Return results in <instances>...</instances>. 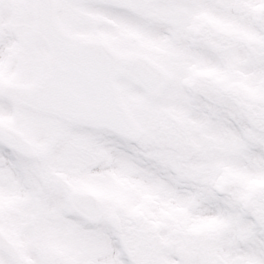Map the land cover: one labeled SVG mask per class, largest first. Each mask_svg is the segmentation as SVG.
<instances>
[{"label":"rangeland","instance_id":"374dc122","mask_svg":"<svg viewBox=\"0 0 264 264\" xmlns=\"http://www.w3.org/2000/svg\"><path fill=\"white\" fill-rule=\"evenodd\" d=\"M244 2L249 6L250 13L257 12L256 18L264 17V0H244ZM59 10H72L73 12L76 11H87V10H76V6L69 3V0H57ZM82 9V6H78ZM86 6H83L85 8ZM91 8L93 12H95L96 17H100V15L108 17V20L113 22V26H108V29L111 31V34L113 33V27L116 26H125L127 23L130 24V22L121 20L112 14L100 9V8H94V7H86ZM155 10V11H154ZM160 10H171L173 12H178L177 15L174 14L172 16L167 17L165 21L162 23L161 15L158 14ZM257 10V11H256ZM179 14V15H178ZM88 14L86 13V17L82 15H76L75 20L77 22H89L90 19L88 18ZM144 16H147L149 18H152L157 23L160 24H178L183 29L189 31V32H195L198 33L206 38V34H202V28L203 24L207 26V30L212 36L215 32H219L220 30H227L226 33L230 34H238L240 38L246 39L248 44L255 45L256 43H260L264 45V33L257 30V35L253 36L249 39L245 38L243 34L246 36H249L254 33L253 27L246 25L244 23H239L235 19L229 18V15L225 13H218L212 10L208 9H200V10H192L190 9H161V8H148L146 7V11L144 13ZM165 17V16H164ZM182 17L189 19L187 22H184L182 20ZM208 24V25H206ZM138 32L143 33L141 34V39H145L147 43L150 42L155 43L158 41L159 45L164 46L165 44L169 45V48H173L175 50L179 49V45L177 43H174L169 37L165 35H161L158 33L148 32L142 29L141 27L135 25ZM233 28H238V31L233 30ZM123 32V30H122ZM127 32V31H126ZM147 38H151L150 40H147L145 37V34ZM127 35H129L132 38V35L130 32H127ZM209 36V37H210ZM140 37V34L137 36L136 34L133 36L135 40H138ZM238 51L237 48H233V53H236ZM164 54L167 56H170V52L165 51ZM243 54V51H238L237 56H241ZM4 57L0 59V76L3 77L5 81L11 80L10 77L4 74L5 70L13 71V66L8 67L6 66L8 64L9 59L11 58V54L3 55ZM191 58L190 61L195 62L197 65L204 64L207 66L208 59L205 58H197L193 56L192 54L189 56ZM244 57H241L239 59V62L242 63V60ZM234 60V56L232 54V61ZM215 62L211 61V64L213 65ZM245 63H243L244 65ZM251 65V64H250ZM248 66V65H247ZM253 68H247L245 69V73H243L242 65H235L232 66L233 69L236 71H240L236 74L237 82H239L240 79L243 80L242 85H245V87L248 88H255L256 96L260 99L261 96H264V68L260 69L259 64L257 62L256 65H251ZM226 71L230 72L233 75V70L230 68H226ZM227 74V73H225ZM173 83L171 84V87L167 90L168 93V105H164V111L163 113L157 114L156 112L152 111L150 107L146 104V101L141 102V106L146 108L147 110H141V114L137 113L135 111V117L137 121L143 126L146 127L148 130L147 135L145 138L137 145H139L141 148L146 150H152V143L155 145H165L166 147V154L163 153L161 157H154L152 155V151L146 152V157L158 162L162 167L164 168H170L174 172H176L181 181L185 182H198L201 185H212L214 186L217 183H222V179H229L233 178L238 180L240 183V177L243 175L238 172V169H235L236 166H234L231 163H234L235 160H233L231 157L232 152L227 151L224 154V162H225V173H222L219 175V178L217 175H200L199 179L196 175H190L188 174V168L187 163L184 162V159H181L180 166H177L176 162L172 159L171 149H172V138L170 139L169 136L167 142L164 140L163 143H159L154 134V126L155 124L159 123L160 128H162L166 133L175 132L176 130H180L182 133H184V136L182 137L181 144H185L187 150L192 151L196 153V149H199V155L203 156V162L199 161L198 166H200V169L204 168V172H207L209 169L214 170L217 172L219 169L217 166L219 165V161L216 163V165H211V162L214 161L215 157L212 156V152L209 151V144L211 143H230L232 145L238 144L239 142V136L229 132V131H221L219 130L218 133H213L208 130V127L210 122L205 123H198V116L194 113V111H191L189 113L185 112L187 111L188 107L186 106V97L181 96L176 101H173L170 103V99L174 98L173 92H172V85L182 88L183 90L187 91L188 83L190 82V79L187 77H183L178 75L177 73L173 72L172 75ZM127 80L126 79H119L117 81L118 89L120 90V99L122 100L123 104L125 99V85ZM210 87V86H209ZM138 87L135 86L132 83H129V87L127 88V91L131 96H133L137 100L142 99L141 91L137 89ZM212 88L217 89L218 86L212 85ZM124 95V98H123ZM261 95V96H260ZM171 104V105H170ZM129 105V108L135 109V106L133 103L128 101L127 106ZM178 106H182L183 111H178ZM191 107V106H190ZM190 109V108H189ZM188 109V110H189ZM19 112V114H15L16 112ZM0 115H4L5 120H15L17 122V125L25 129L26 132L32 134L34 132H30V124H43L41 120L34 121L30 117L33 114H24L23 109H16L14 105L12 104H6L3 101H0ZM175 115L178 123L173 122L170 120V116ZM203 120V119H202ZM182 127H180V126ZM76 131L81 132L80 139L78 140V143L84 146L85 149H90L89 141L91 138L89 137L92 134L91 128H73ZM211 129L213 131H217L215 127L211 126ZM199 133V136H197L196 133ZM188 133V134H187ZM39 139H45L46 136L49 135L48 132L41 131L39 129L38 134ZM196 135V136H195ZM175 136H177L175 134ZM113 137V135H112ZM111 137V138H112ZM100 138V137H99ZM95 137L91 142H94L93 150L97 151V153H94L91 157L89 156L86 163H83L82 166H80L79 170L74 173H70L69 171L63 172L60 176L63 180H66L69 182V187L66 188V192L68 189L73 188L74 186L76 188H82L85 187V180H88L91 177V170H99L102 173H98L97 176L102 177H108L111 179L114 183L113 185L117 186L116 190L119 191L120 195V201L124 204H128L127 196L132 197L135 193L138 191H141L142 195H149L151 194V199H147L146 197H140L137 196L136 200L131 203V207L127 206H121L117 199L111 195L110 199H116L113 200V203L109 201L110 204H112V210L116 212H121L123 216H121V219L123 221V224H127V227L130 228V230L135 231L136 233L133 234V238H130L127 234V231L125 230L122 234V236L118 234H114L107 226L106 224H103L99 227L100 230H105L109 232V238L107 240L108 246H109V252L107 254V257H97L98 263L102 264L104 261V264H133L131 261V258L129 257V253H126L125 247L122 243L123 239L130 238V240H133V244H137L138 246L143 248L144 256L146 260V264H155V260L157 258H163L165 264H181L176 256L174 255V251L176 248L180 246L187 247L188 250H192L196 253V260L195 264H205L210 259H206L207 257L210 258V256L214 257L216 260H220L222 264H232L230 261H224L222 257L229 256L230 258H234L231 255H229L227 252L224 251V249L221 246V237L230 230L231 224L228 220L225 218H222L220 216L216 215H206L203 212L200 211V205H201V199L200 195L198 193H188L184 194L182 193L178 187L174 186L172 183H170L168 180L166 181L167 185H162L160 182H156L155 179L158 178V180H162V177L156 175L155 173L149 172L147 169L141 166V163H137L135 160V163L130 165H125L124 167H121V162L124 160V158H120L117 156V151H112V148L110 146V140L105 141L106 137L103 135L102 138L104 139V142L102 143L100 140H103L100 138ZM190 139V140H189ZM178 140H181L180 137H178ZM195 143L198 145L199 148L193 145ZM93 143H91L92 145ZM39 145V143L37 144ZM212 146V145H210ZM64 147H71V141H65ZM110 147V148H109ZM122 155V152H120ZM125 154V153H124ZM126 155H128L126 153ZM128 158H133L130 155H128ZM190 159V155H189ZM188 159V160H189ZM187 160V162H188ZM210 161V162H208ZM94 163V164H93ZM191 164V163H190ZM154 174V175H153ZM152 176L147 182H144L145 176ZM19 177L21 175L19 174ZM256 177L255 179H258L260 177L264 178V173H257L254 175ZM254 179V180H255ZM254 187H260L264 185V180H261L257 183L253 184ZM23 187V186H22ZM164 189V191H162ZM121 191V192H120ZM102 196L105 198H109V194L102 192L100 190ZM28 197L24 198L23 200L27 199ZM68 203L67 196L66 198L61 197L58 200H56L55 204L57 208H61L65 203ZM171 203V204H170ZM170 204V206H169ZM20 210L18 212V216L21 214H32L30 213L32 208L27 207L25 205H20ZM170 208V211L168 209ZM128 210H132L131 213H128ZM50 213V211L48 212ZM47 213V214H48ZM37 215L33 216V220H35ZM19 222L21 221L20 218L18 219ZM50 221H55L54 219H49ZM139 222H142V225L134 226V224H138ZM27 226L29 227V230H42L44 225H38V226H31V221L26 222ZM66 224V223H65ZM23 226H26L23 223ZM77 232V229H74L72 227H65V230H72ZM84 229V228H83ZM81 235V234H80ZM61 236H64V234H61ZM72 240L70 241V246H76V247H84L85 244L80 243V237L78 235L72 234ZM191 237V238H190ZM59 241V240H58ZM58 241L56 240L54 245H57ZM77 241V242H76ZM165 242L169 243L167 246V249L170 251L168 252L164 246L166 245ZM200 242V244L198 243ZM164 245V246H163ZM99 247V243H98ZM55 248V247H53ZM101 246L97 248L96 251H101ZM170 253V254H169ZM208 253V254H206ZM239 257H235V260ZM245 260H248L250 262H254L252 259H246L242 257ZM211 260V261H215ZM93 264V263H91Z\"/></svg>","mask_w":264,"mask_h":264},{"label":"snow or ice","instance_id":"6c2138e0","mask_svg":"<svg viewBox=\"0 0 264 264\" xmlns=\"http://www.w3.org/2000/svg\"><path fill=\"white\" fill-rule=\"evenodd\" d=\"M51 0H44L45 4ZM74 6L100 8L113 16L133 23L145 31L169 37L174 43L186 49L197 58L213 62L219 61L217 52L208 44L204 36L189 32L178 24H160L142 15L136 8L122 4L120 0H69ZM141 7L161 9H208L225 13L229 18L244 23L264 33V17L256 18L250 13L244 0H135ZM253 59L264 68V56L253 55ZM190 106L194 113L210 122L218 130L229 131L240 137L242 145L231 158L249 171L264 173V121L257 120L244 106L219 92L187 89ZM111 143L118 152L133 157L137 163L167 179L184 193H198L201 199L200 211L206 215H216L228 220L231 228L221 237V246L232 257H244L264 264V190L251 195V199H241L234 189H217L212 185L181 181L179 175L170 168L147 158L139 145L113 136ZM10 167L19 171L21 159L15 151L2 148ZM87 227V225H85Z\"/></svg>","mask_w":264,"mask_h":264},{"label":"water","instance_id":"95a60500","mask_svg":"<svg viewBox=\"0 0 264 264\" xmlns=\"http://www.w3.org/2000/svg\"><path fill=\"white\" fill-rule=\"evenodd\" d=\"M52 6L51 3L45 4L44 0H39L37 7V17L39 21L38 32L47 40L52 41L54 49L63 51L65 44L55 43L56 39H63L62 35L52 30ZM91 44V45H90ZM75 46L81 47L80 56L71 60L81 67H77L76 76L73 78L71 88H64L62 82L58 88L49 90L36 89L33 91L10 93L14 99L24 101L40 110L56 113L71 120L92 123L102 126H109L116 131L136 137L137 132L129 123L127 114L121 109L117 102L116 92L112 86V79L118 70L132 75L138 82L148 87L152 78L146 76H136L134 71L137 69L134 59L120 61L108 54L100 45L94 43H76ZM87 46H91L96 53L87 54ZM61 57H65L64 52ZM73 73V72H72ZM71 76V75H70ZM75 106V111H68L65 107ZM18 142H21L18 138ZM113 225L118 228L117 222Z\"/></svg>","mask_w":264,"mask_h":264},{"label":"flooded vegetation","instance_id":"af4514ba","mask_svg":"<svg viewBox=\"0 0 264 264\" xmlns=\"http://www.w3.org/2000/svg\"><path fill=\"white\" fill-rule=\"evenodd\" d=\"M48 57L49 51L45 50L41 65L46 70ZM30 141L33 140L30 139ZM2 148L8 147L0 142V264H38L40 261L47 263L51 253L35 248L30 232L18 229L17 215L14 211V204L12 205V192L17 185V170L9 166ZM41 170L48 172L46 166H43ZM48 182L55 186L60 185L51 178ZM59 259L58 255L52 258L54 262Z\"/></svg>","mask_w":264,"mask_h":264},{"label":"bare ground","instance_id":"6f19581e","mask_svg":"<svg viewBox=\"0 0 264 264\" xmlns=\"http://www.w3.org/2000/svg\"><path fill=\"white\" fill-rule=\"evenodd\" d=\"M61 43H63V44H68V43H66L65 41H63V40H59Z\"/></svg>","mask_w":264,"mask_h":264}]
</instances>
